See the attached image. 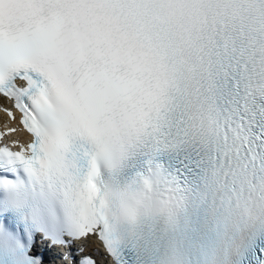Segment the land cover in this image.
Segmentation results:
<instances>
[{
	"label": "snow or ice",
	"instance_id": "obj_1",
	"mask_svg": "<svg viewBox=\"0 0 264 264\" xmlns=\"http://www.w3.org/2000/svg\"><path fill=\"white\" fill-rule=\"evenodd\" d=\"M0 264H264V0H0Z\"/></svg>",
	"mask_w": 264,
	"mask_h": 264
}]
</instances>
